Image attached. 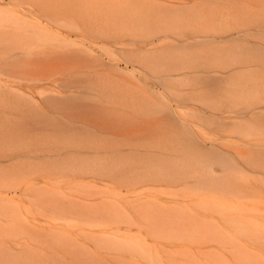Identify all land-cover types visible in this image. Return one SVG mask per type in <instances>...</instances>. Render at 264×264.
I'll return each instance as SVG.
<instances>
[{
    "label": "rangeland",
    "instance_id": "rangeland-1",
    "mask_svg": "<svg viewBox=\"0 0 264 264\" xmlns=\"http://www.w3.org/2000/svg\"><path fill=\"white\" fill-rule=\"evenodd\" d=\"M263 225L264 0H0V264H264Z\"/></svg>",
    "mask_w": 264,
    "mask_h": 264
},
{
    "label": "bare ground",
    "instance_id": "bare-ground-1",
    "mask_svg": "<svg viewBox=\"0 0 264 264\" xmlns=\"http://www.w3.org/2000/svg\"><path fill=\"white\" fill-rule=\"evenodd\" d=\"M24 31H25V30H24ZM16 32H17V31H16ZM122 58H123L122 60H124V62L127 63V64H131V65L133 64V65H134V63H135L134 60H133L131 57L129 58V56H123ZM124 71L127 72V73H129L130 76H134L133 72H135V69L128 70V71H127V70H124ZM49 102H50V101H49ZM186 102H187V101H186ZM186 102H185V103H186ZM183 103H184V102H183ZM187 103H188V102H187ZM47 105H48V104H47ZM174 109H175V110H178V108H174ZM212 119H214V117H212V118H208L207 121H211ZM181 129H182V128H181ZM181 131L184 133V134H183L184 136H186V137L188 136V135H187V130H186V129L183 128ZM185 133H186V134H185ZM190 143H191V142H190ZM202 157H203V156H202ZM209 159H210V156H209ZM112 194H113V193H112ZM260 230H262V232H264V225L261 226V229H260ZM113 238L115 239V237H109V239H111V240H112ZM116 242L119 244V242H118L117 240H116ZM129 250H130V249H129Z\"/></svg>",
    "mask_w": 264,
    "mask_h": 264
},
{
    "label": "crops",
    "instance_id": "crops-1",
    "mask_svg": "<svg viewBox=\"0 0 264 264\" xmlns=\"http://www.w3.org/2000/svg\"><path fill=\"white\" fill-rule=\"evenodd\" d=\"M24 80V79H23ZM25 81H29L28 83H26V85H24V86H26V87H30V88H33V89H38V88H41L42 86H40V87H36V86H34L33 85V82H32V80H25ZM23 86V87H24ZM42 97H40V96H35V98H34V100L36 101H34V102H32V103H37L38 101H39V99H41ZM31 102V101H30ZM38 104V103H37Z\"/></svg>",
    "mask_w": 264,
    "mask_h": 264
}]
</instances>
